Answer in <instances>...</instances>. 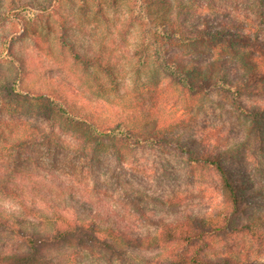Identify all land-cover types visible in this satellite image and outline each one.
<instances>
[{
	"label": "rangeland",
	"instance_id": "rangeland-1",
	"mask_svg": "<svg viewBox=\"0 0 264 264\" xmlns=\"http://www.w3.org/2000/svg\"><path fill=\"white\" fill-rule=\"evenodd\" d=\"M11 1L0 0V218L7 228L49 234L64 210L70 218L93 216L102 226L127 225L135 235H150L156 230L152 221L209 217L222 207L217 173L190 167L184 155L170 147L130 148L122 151L121 158L108 150L86 160L74 141L62 136L52 148L32 143L18 150L5 149L11 142L31 140L51 130L32 99L10 96L5 89L19 77L21 64L7 58V49L13 45L14 55L25 67V91L52 92L75 112L103 126L125 123L149 128L152 124H146L145 114L153 111L155 124L171 140H182L195 151L212 147L229 151L231 159L226 164L251 197L240 224H254L264 234V135L262 139L256 135L254 117L242 112V106L264 109V94L240 98L209 88L196 95L183 92L160 70L152 47L146 46L149 25L126 27L135 0H57L51 6L47 0H16L32 3L41 18L31 17L28 29L11 19ZM167 1L175 11L183 7L190 18L237 21L233 30L253 37L251 50L258 44L255 40L264 44V0ZM62 38L88 61H76L61 46ZM217 45L202 43L200 53L188 49L180 52V58L194 64L216 55L229 56L236 68L231 74L239 71V80H244L250 67L247 59L241 61L229 42L224 50L214 49ZM255 52L257 58H248L264 70V47ZM146 55L143 66L140 61ZM136 206L145 211L146 222ZM98 210L103 215L94 216ZM209 241L211 247L204 256L211 260L264 264V242L248 232H221ZM24 246L0 224V257L21 254ZM123 249L126 259L116 256L110 262L97 253L72 251L77 255L71 257L67 251L49 248L50 261L42 264H167L170 258L166 250Z\"/></svg>",
	"mask_w": 264,
	"mask_h": 264
},
{
	"label": "trees",
	"instance_id": "trees-1",
	"mask_svg": "<svg viewBox=\"0 0 264 264\" xmlns=\"http://www.w3.org/2000/svg\"><path fill=\"white\" fill-rule=\"evenodd\" d=\"M56 1L47 0V3L51 6ZM174 8V5L167 0H135L126 24V27L133 26L134 23L143 27H147L146 24L149 25V28L145 29L149 44L146 46L152 47L155 62L169 79L175 82L183 92L191 95L198 94L203 88L226 92L240 98L244 94H264V70L258 64L255 65L252 62L253 59L251 61L248 58L249 55L251 58H257L255 51L260 46L264 47V44L255 40L258 44L257 46L254 44L255 48L251 50L249 43H252L253 37L245 32L236 33L233 28L238 27V22L235 20L226 22L225 19L214 20L210 16L194 19L187 15L183 7L176 11ZM8 9L11 19L21 22L24 29L29 28L27 23L31 17L34 21L41 19L35 14L32 3L12 0ZM213 42L219 43L214 49L222 50L226 49L225 45L227 46L229 42L230 48L241 57V61L247 59L246 64L250 67L244 80H239L241 77L239 71L231 74L235 66L229 56L216 55L203 63L193 62L194 64H186L185 60L180 58L185 50L194 49L198 52L200 44ZM235 45L239 48L236 49ZM61 46L67 47L76 61H88L77 55L64 38L61 40ZM7 51V58L15 64H21L17 67L18 79L6 85L7 93L10 96L32 99L37 105L38 115L47 121L51 130L31 140L11 142L4 147L5 149L18 150L32 143L40 147L52 148L59 145L57 142L62 136L74 141L80 157L86 160L108 150L121 158L122 151L130 148L145 146L152 149H167L170 147L183 154L190 167L210 169L217 173L222 207L209 217H188L185 220L170 222L152 221L156 230L150 235H135L134 228L127 225L122 227L114 224L105 227L93 216L88 220L70 218L66 216L64 210L59 212L54 230L45 235L27 234L20 229L7 228L6 223L0 218V224L5 229L13 231L25 245V251L21 254L0 257V264H42L49 260L47 254L49 248L67 251L71 257L76 254L72 251H88L101 256L105 255L110 262L116 256L120 260H125L123 249L125 246L131 249L166 250L170 257L167 264H229L227 258L214 261L204 256L205 251L211 247L210 238L218 236L221 232H248L259 242H264V234L257 230L254 224L244 222L240 224L239 220L246 213L251 197L247 196L246 187L237 182L232 167L226 164V161L231 159L229 151L215 150L213 147L195 151L182 140H171L167 133H164L165 129L160 124H155L157 121L153 120V111L145 114L148 117L146 124H152L149 128L146 126L137 129L125 123L99 125L91 116L75 112L67 102H62L52 92H37L30 89L25 91L22 80L25 67L22 60L20 61L14 55L13 45ZM147 57L148 55L144 56L140 64L144 66ZM263 63L264 60L261 61V65ZM242 112L254 117L256 135L262 139L264 109L250 110L247 106H242ZM55 135L58 136L57 139H54ZM256 195L255 193L251 196ZM87 204L90 203L87 202ZM135 210L146 222L148 216L145 211L137 206ZM95 214L94 216L103 215L99 210ZM246 264L259 263L247 262Z\"/></svg>",
	"mask_w": 264,
	"mask_h": 264
}]
</instances>
